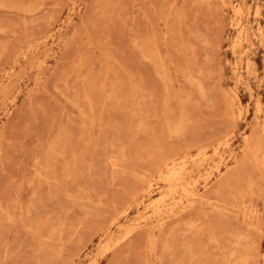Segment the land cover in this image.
Returning <instances> with one entry per match:
<instances>
[{"label": "rangeland", "instance_id": "374dc122", "mask_svg": "<svg viewBox=\"0 0 264 264\" xmlns=\"http://www.w3.org/2000/svg\"><path fill=\"white\" fill-rule=\"evenodd\" d=\"M0 264H264V0H0Z\"/></svg>", "mask_w": 264, "mask_h": 264}]
</instances>
